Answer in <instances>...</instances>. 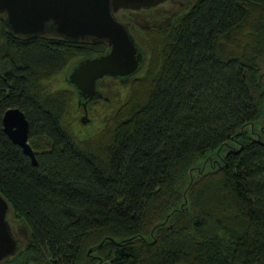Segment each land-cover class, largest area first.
<instances>
[{
    "label": "trees",
    "instance_id": "1",
    "mask_svg": "<svg viewBox=\"0 0 264 264\" xmlns=\"http://www.w3.org/2000/svg\"><path fill=\"white\" fill-rule=\"evenodd\" d=\"M142 33L127 98L86 139L48 83L108 46L0 21V195L30 231L0 264H264V0H192ZM12 108L36 167L3 132Z\"/></svg>",
    "mask_w": 264,
    "mask_h": 264
},
{
    "label": "water",
    "instance_id": "2",
    "mask_svg": "<svg viewBox=\"0 0 264 264\" xmlns=\"http://www.w3.org/2000/svg\"><path fill=\"white\" fill-rule=\"evenodd\" d=\"M167 0H0V14L6 30L15 37L53 36L72 43H105L107 54L78 62L66 75L81 101L102 97L96 82L110 77L126 82L144 62V53L127 28L114 14L119 10H145ZM3 132L20 147L33 167L37 160L29 144V123L25 115L12 108L5 112ZM9 206L0 195V263L15 255L18 244L8 223Z\"/></svg>",
    "mask_w": 264,
    "mask_h": 264
},
{
    "label": "rangeland",
    "instance_id": "3",
    "mask_svg": "<svg viewBox=\"0 0 264 264\" xmlns=\"http://www.w3.org/2000/svg\"><path fill=\"white\" fill-rule=\"evenodd\" d=\"M168 5H169V3H167V5H165V7H161L157 10H154L151 12H144V13L132 16L133 20L139 24L138 26H140V27H137L138 28L137 33H134L137 37L136 43L144 50L145 53L147 51L146 50V43H145L146 41L144 42V36H143L142 30L144 29L146 24L149 25V23H145L144 20L147 18H151L153 16L158 15V20L156 21V24L161 25V24H166V23L172 21L174 19V17L172 18V17L165 16V15L160 16V15H162L161 11H162V13L165 12L168 15H173L176 12V9H173L170 5L169 6ZM168 17H169V19L166 20ZM0 21H2L1 18H0ZM132 26H131V28H132ZM71 70H72L71 67H69L64 71V73L59 74L56 77L52 78L48 83V91L50 93H53V94H55L59 91H66L69 94V96H70V99H69L70 103L69 104L70 105H68V107H69L70 113L72 110V112L74 114L73 118L70 119V124L72 125V129L74 132L77 133V137L81 136V137H85L86 139L91 138L94 135L98 134L102 130V128L104 126V124H103L104 122L106 123L108 119L111 120L112 114H113L116 106L120 105V103L124 102L125 98H127L129 90H130V86H129V84L121 86L115 81H110L112 89L114 91L112 92L111 95L106 94V96L109 98H112V100H114V102L111 105H107L103 101L97 102L96 106L100 107L102 110L97 111L94 114H90L88 117L89 123L88 124H82L81 117H83V114L80 110H78V111L75 110V109H77V102H78L77 101V95L75 92H72V90H69V89H71L69 87L70 84H68L67 80H65V76ZM261 128H264V117H263V120H261L257 123V126L255 128L256 132L261 130ZM225 149L226 148H222L215 153L207 154L204 159L200 160L197 163V170H201V169L202 170L204 169V171L211 170L210 169L211 167L216 166L217 164H219L221 162L220 158L222 155H225V153H226ZM197 170L193 171V173L197 174L198 173ZM187 180L189 183V177H186L185 182ZM188 189H189V187L187 188V183L186 184L184 183L182 192H185ZM7 220H8V223L10 225L12 234L14 235L15 239L18 240L19 244H21L22 246H25L26 244H28V242L30 240V233H29L30 231H29V228L27 227V225L23 221H21L20 218L17 219L12 212L8 214ZM90 248H91V246H88L84 250V252L85 253L88 252L90 250Z\"/></svg>",
    "mask_w": 264,
    "mask_h": 264
},
{
    "label": "flooded vegetation",
    "instance_id": "4",
    "mask_svg": "<svg viewBox=\"0 0 264 264\" xmlns=\"http://www.w3.org/2000/svg\"><path fill=\"white\" fill-rule=\"evenodd\" d=\"M191 1L192 0H167L166 2L160 4V5L156 6V7L150 8V9H145V10L143 9V10H138V11L125 10V9L119 10L118 12H116L114 14V16H115L116 20L119 23H121L122 25H124L127 28L129 34L134 38L135 43H136V38H135L136 35L134 33H137V29H138L137 27H140V26H138L139 24L133 20L132 16L137 15V14H141V13H144V12H151V11L157 10V9H159L161 7H165V5H167V3H169V5L173 9H176V12L173 15H168L165 12L162 13V11H161L162 15H160V16L165 15V16H169V17H172V18L174 17L175 18V16H177L185 8L188 7V5L190 4ZM4 17L5 16L3 14H0V18L2 20H4ZM169 17L166 20H168ZM157 20H158V15L157 16H153L151 18L145 19L144 22L145 23H149V25L146 24L144 29H150V28L159 26V24H156ZM131 26H132V28H131ZM136 45L143 51V53H145L144 50L137 43H136ZM130 78L128 80H126V82H122L119 79H113V78H110V77H106V78L98 80L96 82V91L99 94H101L102 97L100 99L92 100V101H89V102L81 101L80 104H78V102H77V109H75V110H77V111L80 110L82 112V114H83V117H81L82 124H88L89 123V121H88L89 115L90 114H94V113H96L98 111L97 108H99V107L96 106L97 102L103 101L107 105H111L114 102V100H112V98H109V97L106 96V94H110L111 95L112 92L114 91L112 89L110 81H115L119 85L123 86V85H127L128 84ZM69 87L71 88L69 90H72V92H75L76 95H77V92L74 89V87L71 86V85ZM77 101H78V95H77ZM71 113L73 114L72 110H71ZM73 116H74V114H73ZM10 231H11V228H10ZM13 237H14V235H13ZM14 239H15V237H14ZM16 242H17V244H19L18 240H16Z\"/></svg>",
    "mask_w": 264,
    "mask_h": 264
}]
</instances>
